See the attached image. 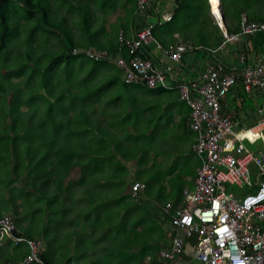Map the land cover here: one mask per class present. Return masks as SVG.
Wrapping results in <instances>:
<instances>
[{
  "label": "trees",
  "instance_id": "1",
  "mask_svg": "<svg viewBox=\"0 0 264 264\" xmlns=\"http://www.w3.org/2000/svg\"><path fill=\"white\" fill-rule=\"evenodd\" d=\"M177 2L171 25L195 26L200 32L182 36L190 42L189 51L204 49L212 54L210 49L224 44L223 34L215 33L220 29L217 23L207 32L211 21L205 0ZM216 2L212 0L218 10ZM126 3L123 14L107 29L106 19L97 11L116 9L118 0H96L97 10L90 0H1L0 216L12 212L14 236L43 238L45 264H145L148 255L154 264H172L160 255L169 247L168 216L132 192L144 161L152 159L144 145H151L153 138L147 142L145 135L126 132L112 141L113 150L108 149L111 143L101 126L100 101L109 84L101 80H124V72L114 64L89 59L83 51L89 47L118 51L120 30L129 34L131 29H141L148 15L156 13L154 6L137 10L136 1ZM222 4L234 23L227 26L230 32L240 30L243 13L249 20H264V0H222ZM70 7L72 17L74 11L77 17L70 21L68 14L59 16L70 13ZM39 34L52 35L62 48L50 52L56 43L43 41ZM252 36L251 47L242 40L235 42L237 52L246 54L245 65L250 63L249 48L264 52V31ZM121 50L129 56L127 48ZM140 54L152 56L150 47ZM210 59L213 64L221 60ZM194 62L184 57L186 65L193 67ZM205 65L197 69L205 70ZM239 91L244 92L241 78L230 93ZM247 104L244 98L234 109L240 112ZM251 117L258 120L254 111ZM131 161L136 166L134 175ZM74 170L76 175L70 177ZM30 209L32 214L42 211L51 224L25 225ZM28 253L26 241L16 243L3 236L0 264H20Z\"/></svg>",
  "mask_w": 264,
  "mask_h": 264
},
{
  "label": "built area",
  "instance_id": "2",
  "mask_svg": "<svg viewBox=\"0 0 264 264\" xmlns=\"http://www.w3.org/2000/svg\"><path fill=\"white\" fill-rule=\"evenodd\" d=\"M137 10L154 6L156 0H135ZM1 4V0H0ZM219 27L224 43L238 42L264 31V20H249L242 16L240 30L230 32L223 23ZM156 11V9H155ZM172 14L148 15L147 24L127 34L123 29L117 35L118 51L89 47L83 50L94 61L108 62L124 72L126 83L142 82L150 88L177 89L180 100L190 107L189 127L194 132L192 150L200 160L195 184L184 189L180 205L166 203L162 211L168 216L167 236L170 247L160 255L171 262L186 252V240L196 236L191 255L197 264H264V104L258 108L257 122L247 128L240 120L223 109V103L239 79L244 94L262 92L264 97V56L245 65L246 54H239V67H230L223 61L209 65L197 79L186 75L183 57L190 46H164L156 40L157 23L169 21ZM155 17V20L152 19ZM152 19V20H151ZM154 42L161 56H142L143 48ZM252 46L251 40L247 41ZM127 48L129 56L121 54ZM82 50L75 49L74 52ZM141 182L133 185V193L144 188ZM16 221L13 216H0V235L10 236L15 242L26 241L29 253L21 264H45L41 254L43 242L39 238L14 236ZM13 264V263H8ZM145 264H154L148 255Z\"/></svg>",
  "mask_w": 264,
  "mask_h": 264
},
{
  "label": "crops",
  "instance_id": "3",
  "mask_svg": "<svg viewBox=\"0 0 264 264\" xmlns=\"http://www.w3.org/2000/svg\"><path fill=\"white\" fill-rule=\"evenodd\" d=\"M177 5V0H156L154 7L159 13L160 17L162 16L161 20H163V14L169 13L173 15ZM205 5L207 7V13L211 21L207 28V32L210 33L213 29V25L215 26L217 23L219 26V19H217L213 13L212 1L205 0ZM219 7L220 10L224 12L222 0H219ZM244 15L246 16V14ZM152 19L155 20V17ZM171 20L162 21L156 24L154 28V36L156 40L161 42V44L164 46L181 43L190 46V42L184 41L182 36L184 34L196 35L200 32L195 26L179 27L176 25H171ZM223 23L225 26H232L234 24L231 20V17L227 18L225 13ZM215 33L219 36L222 31L221 29H217ZM204 34H207L206 31ZM148 46L151 49L152 56H161V51L156 48L154 42L149 43ZM224 46L225 43L217 49H222ZM217 49L210 50L212 51V54H214L217 52ZM120 52L122 54L123 51L121 50ZM184 57L182 60L183 67H185V70L190 72V78L197 79L200 73L204 70L199 71L190 65H186L184 63ZM258 57L260 56H257L254 60L250 59V63L255 62ZM215 59L216 58H214V60ZM225 63L230 67L241 66L235 61L233 63L225 61ZM212 64V59H209L205 65V68ZM101 82L109 84V87L105 88L103 94H101L100 101V109L102 112L101 126L107 132V139L109 143H111L108 149L113 150L114 146L112 141L116 142L123 138L126 132L132 135H145L144 139L147 142L149 141V138L152 137L153 143L151 145H144L148 153L147 157L149 158L150 156L152 159H146L144 161V164L141 166V179L135 181V183L141 182L145 185L144 188L138 191V194L142 196L143 199L148 200L151 204L158 205L161 210L162 206L166 203H172L174 205L182 204L184 201V189L192 188L194 186L197 171L200 166V160L192 150L194 135L190 149L197 158V162L188 155L182 156L178 154L176 144H174V141H172L174 135L178 136L179 133H181L182 127L190 129L188 124L190 113L189 105L186 102L180 100L177 89H166L161 87L150 88L142 82L126 83L125 80H101ZM119 82L124 86V88L122 90L111 91L113 87H117ZM241 93L243 92H237L236 96H234V102H231L229 100V92L227 99L223 103L224 111L236 116V118L240 121H242L243 118L250 119L253 115V111H249L250 109L248 110L247 106L240 112H237L235 109H233L232 103H234V106H238L244 100H241L239 97H237V95ZM255 93L259 94L260 96L263 94L259 91H256ZM254 113L255 116H257V109L254 111ZM125 116H130L131 119L125 122L123 120ZM105 117H107V119ZM257 118H259V116H257ZM165 142H168V144ZM164 148L167 151H165ZM128 165L132 175H134L136 170L134 161L129 162ZM176 175H178V178H174ZM2 239L3 237L0 236V242H2ZM195 242V235L187 238L186 257L182 256L181 254L178 258L172 261V264H181L182 260L184 259L195 258L191 255V252L194 251ZM168 245L170 247L169 238ZM197 263H199V261Z\"/></svg>",
  "mask_w": 264,
  "mask_h": 264
},
{
  "label": "rangeland",
  "instance_id": "4",
  "mask_svg": "<svg viewBox=\"0 0 264 264\" xmlns=\"http://www.w3.org/2000/svg\"><path fill=\"white\" fill-rule=\"evenodd\" d=\"M226 1H227V3H229V0H226ZM126 2H127V0H118V4L116 6V9H114L112 11H108V13H106L105 11H102V10H98L97 11V14H99L101 17L106 19L105 26H106L107 29H109L111 27V24L113 22L117 21V19H118L120 14H123V6L125 4H127ZM90 4H91V8L92 9L97 10L96 9V0H90ZM68 9H71V7L68 8ZM72 10H74V9L72 8L70 13H61L59 16H66V17L69 16V20L71 21L73 17H77L78 16V12L74 11V16L72 17V14H71ZM67 14H68V16H67ZM244 14H246V13H244ZM244 14H242V15H244ZM26 30L27 29L24 30V33L26 32ZM39 36L41 37V39L43 41H45L46 39H50V40H53V42L56 43L55 46H52V47L49 48L51 50L50 52H53L54 54H56L55 52L59 51L62 48V46L58 45L57 40L54 39L52 35H48V34H45V35L41 34L40 35L39 34ZM248 40H251V42H252V41H254V37L252 36V38H251V36H248V37H243L242 38V41L245 42L246 44H247ZM256 47H258V45H256ZM191 48L192 47L190 46L189 50H191ZM257 50H250V48H249V50L247 51V55H248L249 61H250V59H253V60L256 59L257 56H260V57L264 56V52L263 51L262 52L258 51L259 53H257V52H255ZM211 56L216 58V60L221 59L222 61L224 60V61L230 62V63H233L235 61L236 63H239L241 66L243 65L241 62H239V52H237L236 44L233 43V42L225 43V46L222 47V49H217V52H215L214 54L208 53L204 49L187 51L186 54H185L186 61L192 63V61L195 60V62L193 63V68H195L196 70H198L197 68L205 65L209 61ZM9 63L11 64V61ZM189 73L190 72L188 70H186V75L190 77ZM120 80H122V79H120ZM25 84H26V82H25ZM123 88H124V86L119 82L117 87H113L111 91L122 90ZM230 95H229V100L231 102H234V96H236V93H230ZM244 98H246L248 100V104H247L248 110L250 109L249 111H255L257 109V113L256 114H257V116H259L258 107H260L262 104H264L263 97L260 96L259 94L255 93V92H253L251 94H246V96L244 95ZM232 99H233V101H232ZM232 107L234 109V107H235L234 103H232ZM25 108L27 109V107H25ZM256 122L257 121H255V119L252 118V117L250 119L243 118L242 121H240L241 126L243 128L251 127ZM193 135H194L193 132L189 128L182 127L181 133H179L178 136L174 135L172 141H174L173 143L176 144V147L178 149V152H177L178 154H180L182 156L188 155L192 159H194V161L197 162V158L194 155L195 153L193 154L191 149H190L191 142H192V139H193ZM165 143L168 144V142H165ZM257 147L264 150V146H263V144L261 142H259L257 144ZM165 151H167V150L165 149ZM76 172H77V170H74L73 172L71 171L70 177L75 176ZM16 184H19V182H17ZM21 200L24 201V199H21ZM26 207H27V205H24L23 208L20 207V210L21 209H25ZM21 212H22V210H21ZM5 214L13 216L11 211H8ZM48 217L49 216L46 217L44 214H42V211L37 212L36 214H32L31 213V209H30V212H29V214L27 216V220H24L23 223L26 225L28 223L34 222V224H33L34 226L35 225L42 226V225H45V224H51V223H48V221H49ZM52 218L53 217L51 216L50 219H52ZM69 221L72 223V219H70ZM58 222H59V219L55 223H52V225H54V224L57 225ZM71 229H72V227L65 228L62 231V233L65 232V231H70ZM48 230H52V226L49 225V229ZM1 237H3V236H1ZM39 239L42 240L43 246L45 247L43 238H39ZM69 244H72V241ZM197 262H198L197 259L192 258V259H184V260H182L181 264H197Z\"/></svg>",
  "mask_w": 264,
  "mask_h": 264
},
{
  "label": "bare ground",
  "instance_id": "5",
  "mask_svg": "<svg viewBox=\"0 0 264 264\" xmlns=\"http://www.w3.org/2000/svg\"><path fill=\"white\" fill-rule=\"evenodd\" d=\"M218 5H219V0H217V2H216V7L217 8H218ZM212 7H213V13H214L215 17L216 18H221L219 8H218V10H216L215 7H214V5H213V3H212ZM214 9H215V11H214Z\"/></svg>",
  "mask_w": 264,
  "mask_h": 264
},
{
  "label": "water",
  "instance_id": "6",
  "mask_svg": "<svg viewBox=\"0 0 264 264\" xmlns=\"http://www.w3.org/2000/svg\"><path fill=\"white\" fill-rule=\"evenodd\" d=\"M221 13H222V16H223V18H224V12L221 10Z\"/></svg>",
  "mask_w": 264,
  "mask_h": 264
},
{
  "label": "snow or ice",
  "instance_id": "7",
  "mask_svg": "<svg viewBox=\"0 0 264 264\" xmlns=\"http://www.w3.org/2000/svg\"><path fill=\"white\" fill-rule=\"evenodd\" d=\"M213 3H215V0H213ZM214 11H215V9H214Z\"/></svg>",
  "mask_w": 264,
  "mask_h": 264
}]
</instances>
